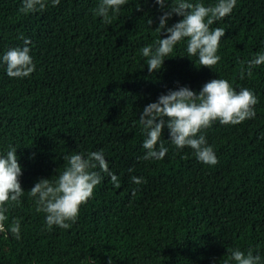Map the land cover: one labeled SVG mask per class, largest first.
Wrapping results in <instances>:
<instances>
[{
	"label": "trees",
	"instance_id": "1",
	"mask_svg": "<svg viewBox=\"0 0 264 264\" xmlns=\"http://www.w3.org/2000/svg\"><path fill=\"white\" fill-rule=\"evenodd\" d=\"M47 3L25 15L23 0H0V57L24 47L26 38L36 65L21 79L0 64V155L17 148L25 191L18 205H7L0 264H234L235 248H251L264 264V65L241 78L247 61L264 52V0H237L212 25L226 30L212 69L184 57L182 41L153 74L140 50L160 38L155 28L163 12L154 0H128L111 24L94 15L98 0ZM180 19L173 15L168 26ZM215 78L258 99L255 118L201 130L218 163L203 164L191 148L177 149L167 127L165 157L142 159L144 107L180 86L199 92ZM100 150L120 187L101 173L71 228L48 229L27 191L41 178L54 180L65 155ZM133 176L145 182L135 184ZM14 220L19 240L7 231Z\"/></svg>",
	"mask_w": 264,
	"mask_h": 264
},
{
	"label": "clouds",
	"instance_id": "2",
	"mask_svg": "<svg viewBox=\"0 0 264 264\" xmlns=\"http://www.w3.org/2000/svg\"><path fill=\"white\" fill-rule=\"evenodd\" d=\"M128 0H98L93 9L94 15L103 18V22L111 24L112 17L118 14ZM163 14L158 18L155 28L159 39L154 44L144 46L140 51L147 60L150 74L162 70L164 61L174 51L176 45L186 41V56L196 57L199 67L212 69L221 57L217 54L221 38L225 36L223 27L212 25L230 15L236 7L237 0H217L214 5L206 6L202 2L192 0H154ZM60 4V0H51V6ZM48 7L47 0H23L19 9L22 14L42 12ZM141 11V6L136 8ZM173 15L182 17L178 22L168 26ZM152 24V20H149ZM164 33V38H162ZM24 47L9 49L0 57V64L6 65V74L10 78L29 77L36 68L27 46L30 41L24 38ZM191 60V59H190ZM264 65V52L255 54L247 61L246 68L241 69L250 76L252 69ZM198 67V68H199ZM258 99L252 90L240 88L237 91L232 84L221 78L205 83L199 92L189 87L180 86L161 94L155 102L149 103L139 115V123L145 135L142 147L146 154L144 160H162L168 147L162 141L163 130L168 129V140L177 149L189 147L196 159L210 166L218 163L214 148L201 130L212 127L219 121L223 125H237L246 119L256 116L255 105ZM17 148L10 146L6 154L0 155V232H5L8 220L9 202L18 205L24 195L20 183L22 166L18 162ZM65 166L56 178H41L27 191L35 199L36 211L45 214L48 229L57 226L70 229L79 216L80 206L86 203L102 182L101 173L107 174L115 187L119 188L118 177L109 170L103 150L90 153H72L63 157ZM99 169L96 171L95 169ZM133 169H129L132 172ZM135 184L144 183L143 178L133 176ZM135 195V191L133 192ZM20 221L14 220L7 231L20 239ZM234 264H262L259 254L254 255L249 248L230 250Z\"/></svg>",
	"mask_w": 264,
	"mask_h": 264
}]
</instances>
